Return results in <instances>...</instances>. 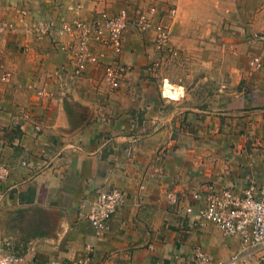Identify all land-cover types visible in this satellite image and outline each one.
<instances>
[{"label":"crops","instance_id":"0c3cea01","mask_svg":"<svg viewBox=\"0 0 264 264\" xmlns=\"http://www.w3.org/2000/svg\"><path fill=\"white\" fill-rule=\"evenodd\" d=\"M21 1L0 0V165L9 167L0 178V247L29 264H81L86 243L84 264H172L198 244L216 258L237 252L240 238L201 217L206 199L195 193L242 192L264 180V40L255 38L264 0H42L24 17ZM148 3L177 7L179 55L211 52L201 61L217 86L205 100L182 82H162L154 33L134 27L123 38L129 71L119 88L105 82L102 64L76 71L63 23ZM167 82L178 95L165 92ZM112 187L124 200L98 231L81 211Z\"/></svg>","mask_w":264,"mask_h":264},{"label":"built area","instance_id":"2783aa9c","mask_svg":"<svg viewBox=\"0 0 264 264\" xmlns=\"http://www.w3.org/2000/svg\"><path fill=\"white\" fill-rule=\"evenodd\" d=\"M39 1V0H37ZM27 11L24 9L23 12ZM157 12L152 7L148 13H141L137 17L136 26L139 30L156 31V42L160 47L168 39L166 26L153 20ZM126 10L105 15L103 21L99 19L87 21L77 19L65 24L69 32L78 31L77 42L72 44L76 71L81 72L86 66L95 62L98 54L93 50L92 41L100 39L104 45H109L115 54L122 50V35L127 22ZM152 17V19H151ZM3 25L0 24V30ZM255 38L264 40V32L257 33ZM262 63L259 56H255L253 64L260 66ZM127 66L116 60L106 68V77L112 88H118L120 78ZM10 73L3 75L8 79ZM40 93H44L41 90ZM9 168L7 165L0 166V178L7 176ZM196 197L205 198L206 204L198 208L201 217L214 222L225 235L237 236L240 238V249L228 258H216L211 255L202 245L193 247L190 253L177 252L174 254L175 262L172 264H264V180L262 182L251 181L242 190L234 188L221 190H209L202 196L200 192L195 193ZM169 201L176 206L180 205L182 199L174 189L167 191ZM124 194L118 187L103 188L98 191L96 199L81 213L89 220L91 225L98 231L106 224L107 220L118 210L123 203ZM188 211L194 207L188 205ZM85 249L88 252L81 264L90 258L93 249L91 243H86ZM0 264H29L27 256L22 253L9 251L0 247ZM42 264H65L59 260L48 261Z\"/></svg>","mask_w":264,"mask_h":264},{"label":"rangeland","instance_id":"374dc122","mask_svg":"<svg viewBox=\"0 0 264 264\" xmlns=\"http://www.w3.org/2000/svg\"><path fill=\"white\" fill-rule=\"evenodd\" d=\"M32 1H35V3H40L42 0H39V1H37V0H22L21 1L22 3L18 9L21 16L24 17L27 14V12L30 10L28 8L29 5H27V4L31 3ZM79 6H81V3L78 4V7ZM152 7H155L157 10V12L152 16L153 20L156 22V24L161 23V25H163V26L165 25L166 29L168 30V39L164 43H162L160 45V47L157 45V42H156V33H155L156 31H154L153 29L143 31V32L149 31V32L154 33L153 43H154L155 47L157 48V52L162 54L161 58L163 60L160 61L159 67H158L160 69L159 73H160L162 82L163 83H165L166 81L182 82V83L187 85L188 90L191 93V97L193 99H196L198 102L205 100L207 98V94L211 93L213 91V89L216 88V86H217V84H216L217 81L215 80V78H211V75L210 76L207 75V78H206V66L204 65L205 63L201 61V59H204L205 57L209 58V59H205V60H210L212 58V56L210 54L211 52L209 54H204V57L199 56V55H195L193 52L189 55L188 54L187 55H184V54L179 55V53H178L179 50L177 51L176 47L172 45V36L178 30V27L173 28V24H174L173 22H174L176 14H177V7L174 6V4L168 6L167 8H162L159 4H156V3H148L145 6L144 5L136 6L133 9L128 8V6H122V7H119L118 9H116L112 12H109L107 9H103V10L96 12L94 14V16L92 17L91 21L95 20V19H99L100 21H103V17L105 15L117 13L123 9L126 10V12L128 14V16H127L128 20L126 22V26L124 27L123 35H122V49H123V38H124L125 31L129 27H134L135 30H139L138 27L136 26V22L138 20L137 17L141 13H148L149 10L151 11ZM24 9H27V11L23 12ZM152 17H151V19H152ZM81 18H82L81 16L77 15L74 19H72L68 22L72 23V22L76 21L77 19H81ZM82 19H85V18H82ZM85 20L90 21L88 19H85ZM68 22L63 23L61 25V27H59V31L63 32V33H68L72 37V41H73L72 43L75 44L78 41L77 40L78 31L77 30H75V32L67 31V29H65V24H67ZM223 28H224V26H223ZM139 31H142V30H139ZM224 31H227V29L225 28ZM208 40L209 39L204 40L202 45H204L205 49H208V51H211V45L207 44L208 42H210ZM95 44H101L102 46L105 47L106 50H108V51L110 50L112 57L107 61H103L104 60L103 57L106 55L107 51L101 50L100 52H98L95 50V52L98 54V58L95 62H92L89 65L99 66L102 64L103 79L111 87V85H110V83L106 77L107 66L110 65L111 63L116 62V60L124 63L127 66V70L123 72V74L120 78V85H121V82L123 81L127 72L129 71V65L126 62L122 61L121 58L119 57L122 50L120 51V53L115 54L113 52V50L110 48V46L104 45L100 39H95L94 41H92L93 50H94ZM190 47H192V46L190 45ZM71 50H73V49L71 48ZM254 57H253V59H254ZM253 59H252V63H253ZM88 66H86L84 68V70ZM84 70H82V71H84ZM78 73H80V72H78ZM165 75H167V76H165ZM164 76H165V78H164ZM120 85H119V87H120ZM112 89H117V88H112ZM228 188H231V187H228Z\"/></svg>","mask_w":264,"mask_h":264},{"label":"bare ground","instance_id":"6f19581e","mask_svg":"<svg viewBox=\"0 0 264 264\" xmlns=\"http://www.w3.org/2000/svg\"><path fill=\"white\" fill-rule=\"evenodd\" d=\"M165 92L168 94H171V95H178V93H179V91H177V90L175 91L173 89V86L169 82L166 83Z\"/></svg>","mask_w":264,"mask_h":264}]
</instances>
